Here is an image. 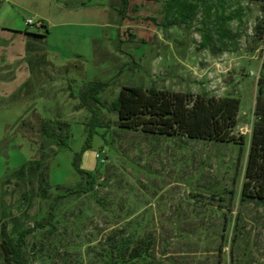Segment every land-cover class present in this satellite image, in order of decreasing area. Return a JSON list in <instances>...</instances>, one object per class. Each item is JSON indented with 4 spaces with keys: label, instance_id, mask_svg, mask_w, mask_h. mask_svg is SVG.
I'll use <instances>...</instances> for the list:
<instances>
[{
    "label": "rangeland",
    "instance_id": "1",
    "mask_svg": "<svg viewBox=\"0 0 264 264\" xmlns=\"http://www.w3.org/2000/svg\"><path fill=\"white\" fill-rule=\"evenodd\" d=\"M166 1L129 0L120 14L122 0H0V64L10 62L0 67V233L6 222L16 239L55 203L52 226L26 237L29 264H106L113 244L130 236L153 240L154 264H264V199L241 195L252 132L264 119V0H223L232 16L226 36L216 31L214 5L174 24ZM30 19L50 30L37 42L39 74L13 33L34 29ZM92 82L104 84L92 103L109 127L90 138L83 94ZM124 86L239 97L234 134L246 143L121 129L102 104ZM78 155L79 168L96 173L94 189L56 201L84 183ZM32 160L50 187L40 177L16 179Z\"/></svg>",
    "mask_w": 264,
    "mask_h": 264
},
{
    "label": "trees",
    "instance_id": "2",
    "mask_svg": "<svg viewBox=\"0 0 264 264\" xmlns=\"http://www.w3.org/2000/svg\"><path fill=\"white\" fill-rule=\"evenodd\" d=\"M128 5L129 0H122L120 14L125 12ZM201 6L216 10L218 24L216 31L220 36H226L228 33L226 25L232 16L226 14V3L223 0H167L163 6V11L165 15L173 16L174 24H185L192 19ZM40 22V26H34V29L24 31L29 38L32 37L36 40V42H28L30 50L43 48L37 42H40V39L44 40L50 32L48 24L43 20ZM210 30V27H204V35L208 41L212 35ZM103 86V83L92 82L83 94L85 100L83 105L91 112L90 138L93 137V134H97L96 127H109V123L103 122L101 119L100 113L103 110L92 103L97 101V96ZM261 92L262 90H260ZM262 101L263 98L260 94L257 114L261 109ZM241 103V99L236 96L218 97L206 92L193 94L192 92L160 90L155 87L124 86L108 107L106 106L107 102L101 104L108 112L117 115V126L124 130L142 131L154 136H183L190 140H207L243 146L246 143L245 136L234 134V129L238 124ZM262 118H264V113ZM59 143L67 145L64 139ZM78 159L79 155L76 157L75 165L83 176L84 183L74 188L65 189L58 195L56 201L93 191L96 173L81 170ZM41 165L39 160H32L15 171L14 176L17 180L23 182L29 180L31 183L34 177H40L46 187H50L47 180L43 179L42 173L40 174ZM245 176L247 179L241 190L243 199H264V119L254 126ZM40 189L44 194L48 192L47 188ZM218 197L221 200L224 199L222 195H218ZM54 210L55 203H52L47 218L37 221L32 227L20 230L16 239L8 235L7 223L2 222L1 247L7 264H29L23 256L26 237L38 229L52 226ZM132 244H136V246L130 248ZM153 245L154 242L151 238L133 239L131 236L122 238L121 242L113 244L115 258L112 257V259L110 255H107L109 260L106 264H154L155 259L151 254Z\"/></svg>",
    "mask_w": 264,
    "mask_h": 264
},
{
    "label": "crops",
    "instance_id": "3",
    "mask_svg": "<svg viewBox=\"0 0 264 264\" xmlns=\"http://www.w3.org/2000/svg\"><path fill=\"white\" fill-rule=\"evenodd\" d=\"M44 21V20H43ZM44 22H46V21H44ZM46 24H48L47 22H46ZM49 26V25H48ZM13 33H16V35L18 34V35H20L23 39H25L26 40V57L28 58L29 56V60H28V62H29V65H30V68H33L34 70H35V72H36V74H39L40 73V65H42V63H43V57H42V54H38L39 52H41L42 50H43V48H41V49H39V50H30L29 48H28V42H33L32 40H33V38H32V40H31V38H29L24 32H22V31H14ZM34 42H36V40L34 39ZM35 53V54H34ZM32 54H34V55H32ZM4 57V59L3 60H5L6 59V57H8L7 59H9V56H3ZM2 57V58H3ZM7 65H10V62H8V60H5L3 63H1L0 64V67L1 68H3V67H5V66H7ZM31 83V78H28L27 80H26V82L24 83V85L22 86V90L24 89V95L25 96H27V95H30L31 94V88L33 87V85L32 84H30Z\"/></svg>",
    "mask_w": 264,
    "mask_h": 264
},
{
    "label": "built area",
    "instance_id": "4",
    "mask_svg": "<svg viewBox=\"0 0 264 264\" xmlns=\"http://www.w3.org/2000/svg\"><path fill=\"white\" fill-rule=\"evenodd\" d=\"M40 25H41L40 21L38 23H35V21L32 19L28 20V26L29 27L40 26Z\"/></svg>",
    "mask_w": 264,
    "mask_h": 264
}]
</instances>
